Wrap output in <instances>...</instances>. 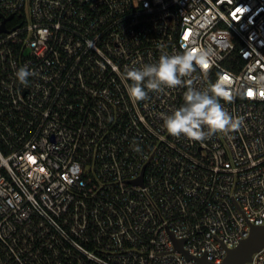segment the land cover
Here are the masks:
<instances>
[{"label":"built area","instance_id":"2783aa9c","mask_svg":"<svg viewBox=\"0 0 264 264\" xmlns=\"http://www.w3.org/2000/svg\"><path fill=\"white\" fill-rule=\"evenodd\" d=\"M185 47L238 131L169 135L186 86L130 99ZM263 223L264 0H0V264H218Z\"/></svg>","mask_w":264,"mask_h":264},{"label":"clouds","instance_id":"9594fccd","mask_svg":"<svg viewBox=\"0 0 264 264\" xmlns=\"http://www.w3.org/2000/svg\"><path fill=\"white\" fill-rule=\"evenodd\" d=\"M211 62L210 53L203 48L185 47L180 53L160 55L155 63L141 67L124 68V77L131 81L127 92L133 102L145 101L150 92L161 93L165 88L185 87L184 104L171 114L162 115L164 127L169 135H183L191 141L203 142L212 135L229 134L238 131L243 121L233 116L220 102L231 101V97L222 93L219 87L199 89L193 85V73L196 68H204ZM21 85L27 87L29 78L36 73L26 65L15 73ZM187 77L185 80L183 78ZM140 151L139 146L135 149Z\"/></svg>","mask_w":264,"mask_h":264},{"label":"water","instance_id":"95a60500","mask_svg":"<svg viewBox=\"0 0 264 264\" xmlns=\"http://www.w3.org/2000/svg\"><path fill=\"white\" fill-rule=\"evenodd\" d=\"M1 28L4 29L3 25ZM264 246V223L251 224L249 233L237 245L228 248L223 260L218 264H244L251 259L252 253ZM206 264H213L205 261Z\"/></svg>","mask_w":264,"mask_h":264},{"label":"trees","instance_id":"16d2710c","mask_svg":"<svg viewBox=\"0 0 264 264\" xmlns=\"http://www.w3.org/2000/svg\"><path fill=\"white\" fill-rule=\"evenodd\" d=\"M230 58L232 59V58H234V59H238V64L239 63H241V62H239V54H238V52H237V50H235L232 54H231V56L229 57V60H230ZM241 61V60H240ZM225 64H227L228 66H232V64H230V62H228V59H227V61H225ZM234 67V66H233Z\"/></svg>","mask_w":264,"mask_h":264},{"label":"snow or ice","instance_id":"6c2138e0","mask_svg":"<svg viewBox=\"0 0 264 264\" xmlns=\"http://www.w3.org/2000/svg\"><path fill=\"white\" fill-rule=\"evenodd\" d=\"M238 11H239V9H238ZM207 66H208L207 64L204 65L205 68H207ZM249 94L251 95V93H249Z\"/></svg>","mask_w":264,"mask_h":264}]
</instances>
